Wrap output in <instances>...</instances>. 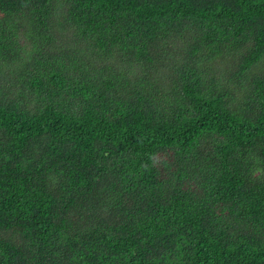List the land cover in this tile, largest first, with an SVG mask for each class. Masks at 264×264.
<instances>
[{
	"label": "trees",
	"instance_id": "16d2710c",
	"mask_svg": "<svg viewBox=\"0 0 264 264\" xmlns=\"http://www.w3.org/2000/svg\"><path fill=\"white\" fill-rule=\"evenodd\" d=\"M0 264H264V0H0Z\"/></svg>",
	"mask_w": 264,
	"mask_h": 264
}]
</instances>
